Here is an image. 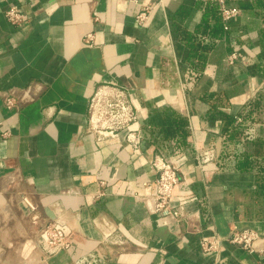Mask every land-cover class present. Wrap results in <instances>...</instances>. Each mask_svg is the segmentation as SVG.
Returning <instances> with one entry per match:
<instances>
[{"label":"crops","instance_id":"crops-1","mask_svg":"<svg viewBox=\"0 0 264 264\" xmlns=\"http://www.w3.org/2000/svg\"><path fill=\"white\" fill-rule=\"evenodd\" d=\"M226 1L253 4L252 15L213 35L217 0H0V264H264V3ZM12 4L27 17L20 26L5 16ZM233 50L243 59L228 64ZM104 87L125 89L137 150L125 129L91 128L88 99ZM167 110L186 119V144L152 121ZM160 155L178 163L180 220L141 200ZM12 196L64 218L70 246L43 259L39 222L5 214ZM232 228L255 229L258 250L229 242ZM211 235L205 251L199 240ZM107 236L124 249L100 252Z\"/></svg>","mask_w":264,"mask_h":264},{"label":"built area","instance_id":"built-area-1","mask_svg":"<svg viewBox=\"0 0 264 264\" xmlns=\"http://www.w3.org/2000/svg\"><path fill=\"white\" fill-rule=\"evenodd\" d=\"M217 14L224 30L229 28V23L237 17L244 9V4H229L226 0H217ZM151 5L144 7L137 15L138 22L145 24L149 17ZM6 18L15 25H22L26 22L25 13L16 4L10 5L5 10ZM85 43L92 44V34L85 35ZM243 59L238 50H233L227 54L225 61L233 64ZM29 96L26 90L17 92H8L6 104L8 106L18 105L24 97ZM88 118L92 129L102 132L117 134L125 129V143L134 150L140 147L142 136L139 128L131 129L129 125L135 121L137 114L125 89L120 87L100 88L91 93L88 99ZM177 156V155H176ZM175 156V157H176ZM157 171V176L152 182L145 183L148 192L141 200L154 213L162 216H171L176 220L185 217L183 202L173 206L172 192L173 188L179 182L178 163L163 155L158 156L153 163ZM28 205L34 209V206L27 201ZM35 221L39 222L37 233L39 236V245L43 259H47L63 249L70 246V233L65 230L62 224L52 220H45L38 214L33 216ZM259 233L252 228H232L227 236V240L242 248L254 251L258 250L255 241L260 239ZM217 238L214 235L202 236L199 244L205 251H210L216 247ZM125 241L120 237H103L99 251L103 254H116L123 250Z\"/></svg>","mask_w":264,"mask_h":264},{"label":"trees","instance_id":"trees-1","mask_svg":"<svg viewBox=\"0 0 264 264\" xmlns=\"http://www.w3.org/2000/svg\"><path fill=\"white\" fill-rule=\"evenodd\" d=\"M259 3H264V0H258ZM253 4H250L247 6L246 11L250 12L252 15V9H253ZM215 22L212 26H210V31L213 35H220V32L226 31L228 34L231 30H223V27L220 22V18H215ZM230 34V33H229ZM264 36V33L262 34ZM229 119H232L231 116H229ZM157 122L160 124V126L165 130L167 138L169 140H172L175 142V145L177 143H182L183 145L186 144V135H187V128L186 124L187 121L184 117L178 116L173 114L171 111L167 110L166 112L162 114H154L152 116V121ZM176 147V146H175Z\"/></svg>","mask_w":264,"mask_h":264},{"label":"rangeland","instance_id":"rangeland-1","mask_svg":"<svg viewBox=\"0 0 264 264\" xmlns=\"http://www.w3.org/2000/svg\"><path fill=\"white\" fill-rule=\"evenodd\" d=\"M30 199H28V202L31 204V205H33L34 206V209H32L29 205H28V203H27V201H24V203H20L19 205H18V200L17 199H15L13 196H12V202H11V205H9L10 206V209H11V212H13V211H15V210H17L18 209V211H20V212H22V214H24V215H22V218H23V220H20L21 221V223H22V225H23V227H24V225L26 226H28V227H33L32 225V222L34 221V219H33V216H35L36 214H38V212H37V208H36V206H35V204H34V202L32 201V199L29 201ZM12 207V208H11ZM9 208V207H8ZM10 211V210H9ZM9 211H7L8 213H9ZM17 219L15 218V221H16ZM24 223V224H23ZM14 224V220H11L10 221V225L8 226V224L7 225H5V226H8V227H12V225ZM9 231V229H7V232Z\"/></svg>","mask_w":264,"mask_h":264},{"label":"water","instance_id":"water-1","mask_svg":"<svg viewBox=\"0 0 264 264\" xmlns=\"http://www.w3.org/2000/svg\"><path fill=\"white\" fill-rule=\"evenodd\" d=\"M45 213L54 221L58 222L59 224H63L65 222L64 218H61L56 215L49 207L44 208Z\"/></svg>","mask_w":264,"mask_h":264},{"label":"bare ground","instance_id":"bare-ground-1","mask_svg":"<svg viewBox=\"0 0 264 264\" xmlns=\"http://www.w3.org/2000/svg\"><path fill=\"white\" fill-rule=\"evenodd\" d=\"M10 205H11V204H10ZM6 206H7V205H5V207H6ZM7 207H9V208H10L9 204H8V206H7ZM7 207H6V208H7ZM6 208H5V209H6ZM11 208H12V207H11ZM7 209H8V208H7ZM9 210H10V211H9ZM9 210H8V211H9V213H10V212H11V209H9ZM5 214H8V212L6 211V213H5ZM12 214H13V213H12ZM2 217H3V216H2Z\"/></svg>","mask_w":264,"mask_h":264}]
</instances>
